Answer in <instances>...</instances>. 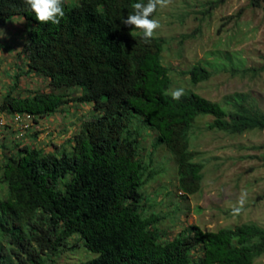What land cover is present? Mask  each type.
I'll return each instance as SVG.
<instances>
[{
  "label": "trees",
  "instance_id": "1",
  "mask_svg": "<svg viewBox=\"0 0 264 264\" xmlns=\"http://www.w3.org/2000/svg\"><path fill=\"white\" fill-rule=\"evenodd\" d=\"M133 2L62 0L64 16L53 25L36 21L24 0H0V26L14 17L31 24L18 51L25 57L23 76L33 72L48 80V89L22 92L21 72L14 71L17 83L13 78L15 86L1 95L0 116L68 113L72 101L94 112L58 151L23 144L10 124L0 132V142L18 141L0 165V185L7 188V196L0 195V264H56V255L78 239L95 253L80 264H254L264 254V227L256 223L217 231L193 225L189 234L165 238L164 215L144 214L156 202H148L143 188L159 173L156 160L163 163L155 148L170 149L178 186L195 194L204 177V164L195 161L199 152L189 149L196 119L211 115L210 129L242 134L264 129V113L240 94L226 98L230 110L195 92L172 100L165 40L153 34L146 43L142 30L121 23ZM252 4L264 7V0ZM187 74L192 84L213 76L202 63ZM59 86L81 90L51 89ZM147 129L157 136L152 151L142 144Z\"/></svg>",
  "mask_w": 264,
  "mask_h": 264
},
{
  "label": "rangeland",
  "instance_id": "2",
  "mask_svg": "<svg viewBox=\"0 0 264 264\" xmlns=\"http://www.w3.org/2000/svg\"><path fill=\"white\" fill-rule=\"evenodd\" d=\"M214 1L218 3L213 4ZM154 18L159 26L153 34L165 40L163 61L172 78L169 92L183 88L184 93H198L224 104L228 110L231 106L225 104L226 98L235 99L240 94L264 113V69L250 71L246 75L241 72L246 68L259 70L264 66L263 6L253 5L252 0H162ZM30 25V22L26 26L23 19L14 17L0 26V82L7 89H11L8 82L13 77L12 73L17 71V76L24 64L25 57L18 51L23 52L26 41L23 34L26 31L27 35ZM201 63L208 66L213 76L192 84L187 72L193 65ZM233 66L240 68L238 72ZM23 73L19 74L17 87L24 77ZM13 78L17 83V78ZM27 80L29 84L34 81L31 77ZM46 87L47 81L40 80L33 89ZM51 89L73 95L81 90L64 86ZM25 90L22 89V92ZM74 106L80 107L81 103L72 101L66 108L70 107L77 114L58 112L50 116V121L40 128L42 130L38 131L37 137L31 141L20 139V142L47 151L60 150L64 140L76 132L80 121L94 116L91 110L86 113L90 108L82 105L76 109ZM213 119L209 115L199 116L189 134V149L198 151L195 161L204 164L202 186L195 194L180 193L176 159L164 144L153 150L157 136L154 131L145 130L143 146L146 151H157L156 156L163 163L156 160L154 166L159 173L143 188L148 202H156L154 208L147 205L144 214L164 215L161 225L165 238L189 234L193 225L205 231H217L243 223L264 227V129L231 134L210 129L208 125ZM140 126L144 128L147 125L141 122ZM61 129V134L65 133V136L60 134ZM68 131L69 136H66ZM17 142L13 144L12 139L0 142V146H5L0 147V165L4 153L10 147L16 148ZM0 195L7 196L5 186L0 185ZM241 200L242 204L239 203ZM234 208H239V212L233 213ZM76 240H71L69 247ZM81 243L78 239L71 249L61 250L56 255V264H80L90 253L95 256V253H88ZM254 264H264V254Z\"/></svg>",
  "mask_w": 264,
  "mask_h": 264
},
{
  "label": "clouds",
  "instance_id": "3",
  "mask_svg": "<svg viewBox=\"0 0 264 264\" xmlns=\"http://www.w3.org/2000/svg\"><path fill=\"white\" fill-rule=\"evenodd\" d=\"M161 3H162V0H147L146 3L142 2V0H134V2L131 4L132 13L128 14L125 18H123L121 23L126 27L130 25L132 26V28L142 30L141 38L144 40V42L147 43L153 35V30L158 28L159 26L158 20L155 18H150V16L154 12V10L157 8V6L160 5ZM24 5H25L26 10L33 13L35 20L39 22H50L51 24L56 25L60 22V19L64 16V11L62 8V0H24ZM35 76H36V73H35ZM8 84L10 85V87L15 86L13 83V77L9 80ZM6 90L8 91L10 89L5 88L3 84H1L0 82V97L2 94L7 92ZM183 94H184L183 88H176L169 93L171 99L174 101H179ZM204 116H207V115H204ZM42 120H43L42 118L35 117L36 123L34 127L37 126ZM33 128L28 132V135L24 139L25 141H27L29 133L33 130ZM47 131L50 132V130H47ZM24 140H21V141H24ZM166 148L169 149L167 146ZM180 193H185V192L181 190ZM242 202H243L242 200L239 201V203L241 204ZM232 211L233 213H237L239 212V208H234Z\"/></svg>",
  "mask_w": 264,
  "mask_h": 264
},
{
  "label": "built area",
  "instance_id": "4",
  "mask_svg": "<svg viewBox=\"0 0 264 264\" xmlns=\"http://www.w3.org/2000/svg\"><path fill=\"white\" fill-rule=\"evenodd\" d=\"M4 115L0 116V132L6 129L5 125L10 124V127L17 133V139L24 140L36 123L35 117L30 113Z\"/></svg>",
  "mask_w": 264,
  "mask_h": 264
},
{
  "label": "crops",
  "instance_id": "5",
  "mask_svg": "<svg viewBox=\"0 0 264 264\" xmlns=\"http://www.w3.org/2000/svg\"><path fill=\"white\" fill-rule=\"evenodd\" d=\"M21 68H23V67H21ZM20 68V69H21ZM37 76V75H36ZM35 76V73H33V72H31L30 73V75H26V76H24L23 78H22V81H21V83H20V85H21V87L22 88H24V89H27V90H29V91H31V90H34L33 88H36V85L38 84V82L40 81V80H46L47 81V83H48V80L46 79V78H38V77H36ZM27 77L29 78V77H31V78H33L34 79V81H32L33 83H31V84H29V81L27 80ZM13 85V84H12ZM45 89H47V87L45 88ZM42 90H44V89H42ZM7 91V90H6ZM28 93H30V92H28ZM85 107H88L89 108V106H87V105H84ZM76 109H79L78 107H76V106H74ZM81 107H82V105H81ZM80 107V108H81ZM70 110H71V108H70ZM61 113V112H60ZM68 113H73V114H77V113H74V110H71L70 112H68ZM56 114V113H55ZM55 114H53V115H55ZM50 116H52V115H50ZM50 116H47V117H44V118H42L43 120L37 125V126H35L34 128H33V130L29 133V136H28V138H27V141H31L32 140V138H34V137H37V135H39V130H42V129H40V128H44L45 127V124H46V121L48 122V121H50ZM60 132V134H61V132H62V129L59 131ZM46 132H44V134H45ZM31 134V135H30ZM43 133H41V135H42ZM50 134V133H49ZM48 134V135H49ZM47 135V136H48ZM62 136H65V133L64 134H61ZM69 136V131H68V133L66 134V136ZM71 135H73V134H70V136ZM40 138H41V136H40ZM7 141H5L4 143H6ZM53 151H56L55 149H53Z\"/></svg>",
  "mask_w": 264,
  "mask_h": 264
}]
</instances>
